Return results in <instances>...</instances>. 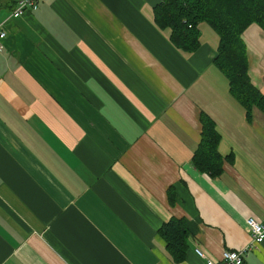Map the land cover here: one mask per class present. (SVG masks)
Returning a JSON list of instances; mask_svg holds the SVG:
<instances>
[{"label":"crops","instance_id":"crops-1","mask_svg":"<svg viewBox=\"0 0 264 264\" xmlns=\"http://www.w3.org/2000/svg\"><path fill=\"white\" fill-rule=\"evenodd\" d=\"M18 1L0 0V264H208L248 245L264 113L249 120L230 93L216 32L202 23L186 52L155 22L162 0H41L12 18ZM242 38L264 93V31ZM203 115L220 135L214 178L193 163ZM174 219L180 263L160 235ZM243 264H264V242Z\"/></svg>","mask_w":264,"mask_h":264},{"label":"trees","instance_id":"trees-1","mask_svg":"<svg viewBox=\"0 0 264 264\" xmlns=\"http://www.w3.org/2000/svg\"><path fill=\"white\" fill-rule=\"evenodd\" d=\"M155 22L171 30V41L183 51L193 52L200 46V25L208 24L218 35L214 65L226 76L232 96L244 107L250 120L254 108L264 113V93L251 81L243 34L253 24L264 31V0H162L154 8ZM202 141L193 163L200 172L218 177L223 170L218 153L220 135L215 122L202 116ZM161 237L175 263L183 262L188 253L184 220L163 225Z\"/></svg>","mask_w":264,"mask_h":264},{"label":"built area","instance_id":"built-area-1","mask_svg":"<svg viewBox=\"0 0 264 264\" xmlns=\"http://www.w3.org/2000/svg\"><path fill=\"white\" fill-rule=\"evenodd\" d=\"M40 1L41 0H19L11 14V17L20 18L28 10H37ZM4 26L5 22L0 24V53H2L4 50L3 41L7 37V32ZM246 223L251 234V241L248 243V245L235 251L224 250L221 254V259L219 262H210L207 260L209 262L208 264H243L246 255L249 252L254 251L264 242V218L261 219L257 217H249ZM195 252L200 258L207 259L206 255L201 249L196 248Z\"/></svg>","mask_w":264,"mask_h":264},{"label":"rangeland","instance_id":"rangeland-1","mask_svg":"<svg viewBox=\"0 0 264 264\" xmlns=\"http://www.w3.org/2000/svg\"><path fill=\"white\" fill-rule=\"evenodd\" d=\"M203 24H205L206 26H209L208 24H206V23H203ZM210 27V26H209ZM207 28V30H210L208 27H206ZM211 28V27H210Z\"/></svg>","mask_w":264,"mask_h":264},{"label":"bare ground","instance_id":"bare-ground-1","mask_svg":"<svg viewBox=\"0 0 264 264\" xmlns=\"http://www.w3.org/2000/svg\"><path fill=\"white\" fill-rule=\"evenodd\" d=\"M245 259V258H244Z\"/></svg>","mask_w":264,"mask_h":264}]
</instances>
